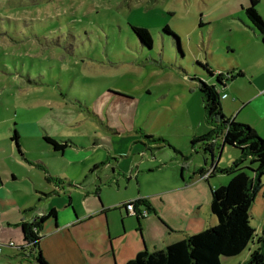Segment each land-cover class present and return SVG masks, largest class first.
<instances>
[{"label":"rangeland","instance_id":"obj_1","mask_svg":"<svg viewBox=\"0 0 264 264\" xmlns=\"http://www.w3.org/2000/svg\"><path fill=\"white\" fill-rule=\"evenodd\" d=\"M251 1L0 0V174L4 185L18 190L13 194L18 205L9 204L17 211L13 220H21V206H35L42 197L26 174L36 176L44 190L46 164L55 173L66 172L77 179L82 167L100 164L95 177L105 184L100 196L103 204L139 198L141 188L135 179L127 180L139 170H151L146 169L147 161L154 163L153 168H163L160 174L147 173L146 177L161 178L166 171L171 177L176 173L180 182L179 169L171 165L175 150L185 152L184 157L195 163L198 155L189 152L188 140L214 128L198 82L217 83L207 63L210 70L229 71L235 78L241 70L247 71L243 80L229 86L235 98L252 96V104L236 115L235 105L223 101L224 115L256 126L264 139V95L256 97L255 90L244 83L254 74L258 86L264 87V42L247 13ZM254 1L264 19V0ZM132 27L147 29L153 47L144 46ZM15 124L23 153L29 151L30 157H20L11 143ZM145 133L163 141L149 142ZM46 136L66 146L61 151L64 158L44 148ZM218 142L219 168L231 167L240 151L227 146L221 153L222 136ZM35 158L36 166L30 162ZM116 170L117 178H122L118 194L111 187ZM13 174L17 181H11ZM217 175L211 186L229 184L220 185L224 176ZM184 177L189 182L188 173ZM262 182L251 209L257 237L264 229V177ZM203 187L205 216L210 195L208 186ZM78 193L72 195V202L82 198ZM4 229L15 232L17 241H0V264H29L18 254L20 226ZM120 229L126 232L121 222ZM11 243L12 253L5 248Z\"/></svg>","mask_w":264,"mask_h":264},{"label":"crops","instance_id":"obj_2","mask_svg":"<svg viewBox=\"0 0 264 264\" xmlns=\"http://www.w3.org/2000/svg\"><path fill=\"white\" fill-rule=\"evenodd\" d=\"M209 55L207 54V58H209ZM209 61L214 66V59L209 58ZM240 72L238 78L234 77L221 91L222 95H227V98L222 99V104L223 101L232 102L236 107V115H241L243 110L252 104L253 99L252 96H246V98H242L241 100L235 98V92L229 86V84L235 81L243 80L248 75L246 70H241ZM219 73L224 72H221L220 69L216 70V78ZM262 74L264 75V70ZM257 81L256 75L253 74L244 83L249 88L255 90L256 97H262L264 95V87H259ZM208 82L211 85L218 86L216 82L211 80H208ZM227 90H229V93L226 92ZM224 112L227 114L226 108H223ZM231 119L237 120L233 117ZM240 122L250 124L243 120ZM14 131L18 133L19 146L12 140ZM12 134L11 143L14 144L15 151L18 152L20 157L27 158L30 154L29 151L23 153L20 146L21 132L17 124L14 125ZM144 135L149 134L145 133ZM194 138L188 140V142L190 141V148L188 150L192 154L196 153L198 155L195 163H192L191 159L184 157L185 152L175 150L176 157L174 163L171 165H176L179 169L182 175L180 182L177 179L176 173H174L176 177H171V174L166 171L161 178H155V175L153 177H146L147 173L160 174L162 171L159 169L163 168V165L153 168L152 165L154 163L147 161L145 164L147 165L146 169L151 170H139L135 178L130 176L127 180L130 183L131 180L135 179L137 185L141 188V196L134 200H115L111 203L104 202L105 204H103L100 196L103 197L104 190H101V188L105 184H102V181L95 177L100 164L96 163L82 167V176L78 179L70 177L66 172L55 173V169L51 165L46 164L48 171L45 169L46 176L44 177V182L47 187L44 190H41L42 186L38 183L36 176L29 173L26 174V179L30 180L36 193L41 194L42 197H40L35 206L32 204L21 206V220L15 221L13 217L17 215V211L10 207L9 204L18 205V201L13 196L18 190L12 185H4V180L0 174V186L4 185L0 189V241L7 243L8 239L11 238L14 239L12 242L16 243L15 232L12 230L5 231L4 227L10 228L14 225H19L20 247H18V254L25 257L23 262L37 264L33 261V256L38 255L41 251L49 264H126L145 250L164 249L172 243L186 239L189 235L197 234L207 228L216 226L218 220L211 212V189L216 187L211 186V180L219 174V176H224V179L219 182L220 185H226L230 182V178L225 174L217 173L213 170L220 160L219 156L217 161L219 137L213 142L212 153L215 156V164H209V157L208 155L204 156L205 151L201 145L192 147L191 142ZM137 145L143 150L140 143H137ZM44 148L53 151L56 158H64L63 152L55 151L48 144ZM223 150L221 148V153ZM65 157L71 159L67 154ZM30 160L32 165L36 166V158ZM37 163L41 164L42 162L39 161ZM41 165L45 164L42 163ZM20 168L22 169L23 167L20 166ZM227 168L229 167L222 166L219 169ZM204 171H212L213 173L209 182L202 177ZM186 173L190 177L189 182H186L184 177ZM113 176L112 179L116 183H113L111 187L118 194V190H121L122 178H117V170L113 173ZM11 179L13 182L17 181L15 174H13ZM155 184L161 187V189L155 190ZM204 185L208 186L210 195V199L207 201L205 216L202 211L203 204L205 203ZM145 186L148 191L144 188ZM76 192H80L78 194L82 198L77 202L75 200L72 202V195ZM54 199L57 200L56 203L53 201ZM133 201L144 202L145 205L140 204L137 206V210L144 212L148 208L150 213L146 218L128 213L126 204ZM53 209L57 211L56 218L51 217L46 220L42 227V239L39 242V246L33 247L25 240L23 224L32 223V220L38 215H48ZM120 222L122 225L124 224L126 232L125 230L124 232L121 231ZM254 247V244L253 248H249L248 246L246 255L245 251L247 249L239 256L223 259L230 260L227 261V264H246ZM5 248L11 250V253L15 251L10 244L9 246H5ZM2 254L3 248L0 257ZM222 264H225L223 260Z\"/></svg>","mask_w":264,"mask_h":264},{"label":"trees","instance_id":"obj_3","mask_svg":"<svg viewBox=\"0 0 264 264\" xmlns=\"http://www.w3.org/2000/svg\"><path fill=\"white\" fill-rule=\"evenodd\" d=\"M257 4L258 2L251 1L247 13L253 22L254 29L264 42V19L256 9ZM132 28L144 46L153 47V38L147 29ZM166 31L169 30L166 29ZM207 61L210 62L209 58ZM207 66H209L208 63L205 67L210 75L215 76V71ZM233 79V73L227 72L217 75L218 86L198 80L205 113L214 128L209 134L194 138L191 142L192 147L201 145L205 152H210L214 146L213 142L222 136V149L229 146L238 149L241 153L240 158L231 167L219 169L217 165L213 169L230 178L226 186L211 189V212L217 218L218 224L200 233L189 235L186 239L172 243L164 249L145 250L126 264H222L223 258L240 255L252 242L255 247L246 264H264V229L262 235L257 237L251 225V209L263 189L264 139L251 126L239 124L224 115L221 91ZM118 96L124 97L119 94ZM144 137L153 143L163 141L150 135H144ZM12 140L19 146L17 131H14ZM44 140L55 151L66 148L65 145L59 144L49 136H46ZM206 173V171L203 172V178ZM212 174L204 179L209 182ZM133 203L136 207L144 204L142 201ZM146 211L150 213L148 208ZM56 216L57 211L53 209L36 222L23 224L25 240L33 247L39 246L43 224L48 218H56ZM33 261L37 264H49L41 251L33 256Z\"/></svg>","mask_w":264,"mask_h":264},{"label":"built area","instance_id":"obj_4","mask_svg":"<svg viewBox=\"0 0 264 264\" xmlns=\"http://www.w3.org/2000/svg\"><path fill=\"white\" fill-rule=\"evenodd\" d=\"M225 98H227V95L226 94L222 95V99H225ZM211 173H212V171L207 172L204 178H208ZM133 202L126 204V209H127L128 213L130 215L140 216V217L146 218L148 216V212L146 210L144 212L143 211L142 212L137 211L135 209V204ZM41 217H43V215H38L36 218H34L32 220V223L36 222L37 219H40ZM10 246L14 247V243H11ZM1 253H2V248L0 247V254Z\"/></svg>","mask_w":264,"mask_h":264},{"label":"water","instance_id":"obj_5","mask_svg":"<svg viewBox=\"0 0 264 264\" xmlns=\"http://www.w3.org/2000/svg\"><path fill=\"white\" fill-rule=\"evenodd\" d=\"M216 85H218V84L216 83ZM207 155H208V157H209V160H210L211 164H215V163H216V161H215V156H214V154L212 153V151H210V152H205L204 156H207ZM218 159H219V158H218ZM218 159H217V161H218Z\"/></svg>","mask_w":264,"mask_h":264},{"label":"flooded vegetation","instance_id":"obj_6","mask_svg":"<svg viewBox=\"0 0 264 264\" xmlns=\"http://www.w3.org/2000/svg\"><path fill=\"white\" fill-rule=\"evenodd\" d=\"M135 209L137 210V207L135 206ZM138 211V210H137Z\"/></svg>","mask_w":264,"mask_h":264}]
</instances>
